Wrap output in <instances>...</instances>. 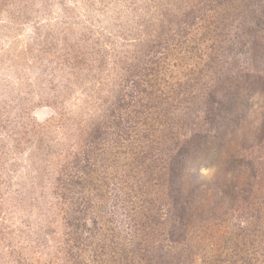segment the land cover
Instances as JSON below:
<instances>
[{
  "label": "rangeland",
  "instance_id": "rangeland-1",
  "mask_svg": "<svg viewBox=\"0 0 264 264\" xmlns=\"http://www.w3.org/2000/svg\"><path fill=\"white\" fill-rule=\"evenodd\" d=\"M262 20L264 0H0V264H264ZM192 137L179 218L159 169Z\"/></svg>",
  "mask_w": 264,
  "mask_h": 264
},
{
  "label": "trees",
  "instance_id": "trees-1",
  "mask_svg": "<svg viewBox=\"0 0 264 264\" xmlns=\"http://www.w3.org/2000/svg\"><path fill=\"white\" fill-rule=\"evenodd\" d=\"M220 4H221V2H220ZM261 14L263 15V12H261ZM251 23H253V22H251ZM254 25H258V26H255L253 29H250V30H247V29L244 30L245 34H246V40H245L246 43L248 42V43H250V45H252V46H246V48H251L253 50H255L257 48L258 44H259V46L261 48V44L262 43H257V42L260 41L259 40L260 38L264 37V20H262L261 22H255ZM240 50H242V49H240ZM244 50H242V51L245 53L246 57H249L248 58V62H247L248 65H249V63L255 64V58L250 56V54H249V52L247 50L246 51H244ZM250 57H252V58H250ZM249 66L250 67H247V68L256 69V66H251V65H249ZM261 70H263V69H261ZM234 86H237V85L234 84ZM214 91H215V89H212L209 92V94L207 95V98L213 97L214 96V93H213ZM221 95L222 96L220 97V99L222 97L228 98L230 96L229 92L226 91V90H224L221 93ZM206 102H207V104H205L206 105L205 107L208 110H210L211 112H213L214 111L213 108L209 107V101L206 100ZM129 105H131V104H129ZM229 108L230 107H228V108L224 107L222 110H219L220 112H217L215 115L216 116H220L221 115V116H224V117L226 116L227 118L231 117V114L229 116H227L225 114L228 111L227 109H229ZM108 119H110L108 121V123L111 120H114L113 116L112 117H108ZM212 121H210V125L212 124ZM218 128H220V127H212V128H210L209 132L213 131V133H214ZM102 130H103L102 127L94 128L95 136L100 138V135H102V133H104V132H101ZM214 135L217 136L218 134L215 133ZM192 140H193V137L191 139L185 140L184 145L182 143L181 149H179L178 152H176V154L172 157V159L167 161V163H165V165H163L162 168L159 169L160 173L158 172L159 176H161V177L163 176L164 177V180H163L164 184L167 185L168 194H169L168 198H170L169 206H170L171 209L173 208V210L175 211L174 215L177 214L179 218L182 217V213L184 211V207H182V204L186 203L189 199L196 197L197 194H198L196 189H193V188L185 191V192H187L188 195H185V193H183V191H181V187L184 185L183 182H182L183 176H184L183 174H184L185 167L187 166L186 155H187L188 151L185 148L192 142ZM171 191H174V193H169ZM168 238H169V241L171 243H178L177 238H179V236L178 235L174 236V233H173L172 230L169 232Z\"/></svg>",
  "mask_w": 264,
  "mask_h": 264
}]
</instances>
